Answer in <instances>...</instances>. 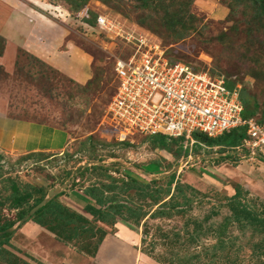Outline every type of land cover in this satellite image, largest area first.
<instances>
[{
    "label": "rangeland",
    "instance_id": "1",
    "mask_svg": "<svg viewBox=\"0 0 264 264\" xmlns=\"http://www.w3.org/2000/svg\"><path fill=\"white\" fill-rule=\"evenodd\" d=\"M3 2L10 8L0 15V24L8 13L15 14L12 9H17V5H36L41 14L57 24L56 45H52L50 52L54 67L22 50L14 53L9 49L4 58L5 42L0 37V99L4 110L15 116L26 114L44 119L67 130L72 140L69 147L58 154L0 152V225L16 222L12 227L15 247L22 245L24 238L20 228L25 225L16 228L18 210L9 208L12 184L21 190L27 186H45L46 189L54 186L52 190L60 191L69 188L75 179V190H83L103 182L110 183L106 176L120 183L128 176L144 183L150 179L163 180L158 187L170 188V192L176 181L197 189L200 195L194 196L184 215L146 218L140 228L134 227L141 234L145 222L144 229L151 231L148 236L142 235L147 244L157 227L162 231H183L189 224L187 229L192 231L189 218L202 221L208 217L203 231H215L229 215L224 199L234 195L237 187L248 193L247 200L264 204V163L256 156L240 153L234 158L235 151H207L188 146V141L182 143L183 148L188 146L184 151L178 139L164 140L166 144L162 147L145 135L119 141L105 111L117 89L115 60L127 59L132 50L83 20L87 10L113 18L126 29L160 43L170 61L198 71L210 70L230 79L234 85L241 86V94L251 106L257 103L255 120L264 125V12L253 0H0L1 4ZM180 10L189 11L196 19L181 20ZM177 32L180 38H175ZM186 153L191 155L186 158ZM206 155L220 157L202 158ZM227 155L233 158L218 161ZM94 165L103 168L78 174L82 168L90 169ZM172 175L173 178L167 179ZM63 181L65 187L61 185ZM116 195L130 206L141 207L148 215L157 209L136 192ZM35 197L33 195V199ZM32 203L30 200L23 208ZM227 231V241L231 236L238 238L234 257L239 256V264L264 262V255H252V245L261 241L262 236L248 245L250 232L244 236L235 224L229 225ZM40 239L43 240L41 249L36 252L27 247L19 255V264L60 263L56 256L59 252L57 239L47 233ZM96 240L83 239L67 246L89 259L84 251L93 250ZM215 243L213 233L192 245L191 251L200 253L198 260L192 263L225 264L222 259L212 260L210 255L206 257L203 253V248L210 249ZM169 251L170 248L158 243L153 254L167 256Z\"/></svg>",
    "mask_w": 264,
    "mask_h": 264
},
{
    "label": "trees",
    "instance_id": "2",
    "mask_svg": "<svg viewBox=\"0 0 264 264\" xmlns=\"http://www.w3.org/2000/svg\"><path fill=\"white\" fill-rule=\"evenodd\" d=\"M159 1L162 2L163 0ZM253 3L258 5L262 12H264V0H253ZM178 14L180 15L179 17L181 20L184 19L188 22L196 19L193 14L186 10H180ZM97 16L98 15L87 10L83 13V20L88 26L96 27ZM180 36V33L177 32L175 38H180ZM31 56L36 58L33 55ZM165 57L168 59L166 49ZM168 61L172 64L179 63L172 62L169 59ZM207 71L211 73L210 70ZM226 80L228 87L234 86L235 83H233L230 79L226 78ZM241 100L244 106L242 117L244 119L255 120V116L257 114L256 110L258 108L257 103H253L251 106L245 95L242 94ZM8 117L16 120H29L40 124L53 125L44 119L27 116L26 114L19 116L8 114ZM256 122L264 127V125L261 124V121ZM151 137L153 140L158 141L162 147L166 144L164 140H170L169 138L161 135ZM246 137V130L243 127L233 129L216 139H208L203 135L195 134L193 136L195 141L193 146L207 151L218 150L221 153L232 151L233 153V151L236 152L235 149L237 147L242 145ZM183 141L186 140L179 138L177 142L180 144V147L186 151L189 146V141L188 146L185 148H183L184 146L182 145ZM190 155V153H186L185 157L187 158ZM236 156L238 155H233L234 158ZM233 157L231 155H227L226 157H221L218 161L230 160ZM259 160L264 163L263 160ZM102 168V165L99 167L94 165L91 166L90 169L82 168L78 171V174L81 175L87 171H96L97 169L102 170ZM174 175L167 179L170 180L174 177ZM126 178V181H121L120 183L119 180L106 176V181L110 179V183L103 182L99 185L86 187L83 190L77 189V191L82 192L83 196L94 203V205L87 204L83 208V212L90 218L77 213L60 201V198L65 196L68 190H75L76 180L73 179L69 188L67 187L65 191L49 200L47 204L39 209L27 223L32 222L39 226L41 230H45L53 234L57 241L60 242L61 245L65 246L78 243L79 240H93L97 238L94 249L91 251L85 249L84 251L90 258L93 259L106 235L114 233V227L118 221L125 222L138 229L141 227V223L146 218L184 215L187 212L186 210L191 206L194 196L200 195V192L191 185L181 184L177 181L174 184L173 192H170V188L161 189V187H158L160 185L159 182L163 180L150 179L147 183H144L134 177L127 176ZM64 184L65 181L61 183V185ZM53 188L54 186H50L48 189H46L45 186H27L21 190L15 184H12L10 186L11 193L9 196V208L12 210H18L17 222L29 213L32 208L43 201L47 197L48 192ZM121 192H136L140 197L148 202L149 206L152 205L153 207H157V209L148 215V213L143 211L141 207H133L120 200L116 194H120ZM33 195H36L34 199ZM163 195L166 196L163 197ZM247 195L248 193L246 191H244L241 187H237L234 195L225 197V206L229 215L223 218L222 223L218 225L215 231H208L207 229L203 231V224L209 220L208 217H205L202 221L195 218H189L187 221L192 225V231L187 229L189 224L185 226L186 228L183 231L174 229L162 231L160 227H157L156 231H153V236L147 244L146 239H143V236H148L151 231H146V229H144V222L142 226L143 231L141 233L143 236L141 239L140 252L157 264H193L192 261L198 260L200 253L197 251H191L192 245H195L198 240L203 239L205 236L215 233L216 243L211 246L210 249L208 247L203 248L205 256L207 257L210 255V259L212 260L222 259V261H225V264H239V256L234 257V248H236L238 238L230 235V239L228 241L226 239L229 225L235 224L244 236L247 232H250L247 241L248 245H250L254 238L262 236L261 241L255 243L254 245L251 244L253 251L252 255L261 257L264 255V204L260 203L258 205L255 200H247ZM30 200L33 201L32 205L24 209L23 205L27 204ZM15 224L16 222H9L0 225V233L6 231L7 229H11ZM13 235H15L14 232L0 237V264H19L21 261L19 255L21 252L23 254L24 250L14 246L12 241ZM89 242L90 241H88V244H90ZM158 243H160L163 247L165 246L170 248L167 256L164 255V253L153 254V249ZM145 245H148V248H146ZM176 246L177 249L175 250L174 248ZM237 251L240 252V249L237 248ZM198 263L200 264L201 262ZM201 264H210V262ZM259 264H264V262Z\"/></svg>",
    "mask_w": 264,
    "mask_h": 264
},
{
    "label": "built area",
    "instance_id": "3",
    "mask_svg": "<svg viewBox=\"0 0 264 264\" xmlns=\"http://www.w3.org/2000/svg\"><path fill=\"white\" fill-rule=\"evenodd\" d=\"M96 28L132 50L127 59L115 60L117 89L105 111L119 141L161 135L192 147L195 134L216 139L243 127L247 137L236 155L264 156V127L242 117L240 85L228 87L223 75L170 63L160 43L113 18L98 15Z\"/></svg>",
    "mask_w": 264,
    "mask_h": 264
},
{
    "label": "crops",
    "instance_id": "4",
    "mask_svg": "<svg viewBox=\"0 0 264 264\" xmlns=\"http://www.w3.org/2000/svg\"><path fill=\"white\" fill-rule=\"evenodd\" d=\"M9 8L6 2L0 3V15ZM38 8L36 5H17V9H12L15 10V14L8 13L4 22L0 24V36L5 41L4 58L9 49H12L14 53L22 50L54 67L50 52L52 45H56L57 24L52 18L41 14ZM3 106L4 103L0 99V152L6 150L5 152L19 154H58L65 151L71 144V136L67 130L49 124L12 119L8 117ZM54 139L59 142H55ZM56 143L59 146H55ZM65 189L57 190L58 194ZM60 201L77 213L90 218L83 212V208L87 204L94 205V203L83 196L82 192L67 191ZM121 226L124 229H121ZM114 228V233L106 235L93 259L79 255L70 247L56 241L59 244L57 249L59 252L56 255L60 259L58 264H157L140 252L142 234L135 231L134 227L118 221ZM38 230H41L40 227L32 222L20 229L24 240L20 245L22 247L18 246V248L25 251L29 247L37 252L41 249L40 242L43 240L40 237L43 234L47 233L51 238H55L53 234L45 230Z\"/></svg>",
    "mask_w": 264,
    "mask_h": 264
},
{
    "label": "water",
    "instance_id": "5",
    "mask_svg": "<svg viewBox=\"0 0 264 264\" xmlns=\"http://www.w3.org/2000/svg\"><path fill=\"white\" fill-rule=\"evenodd\" d=\"M238 152H234V154H237ZM220 156H216V155H206V156H202V158H210V159H214V158H218ZM256 157L260 158L261 160L264 161V156L261 155H257ZM179 167H176V169H178ZM175 173V172H174ZM165 176V175H163ZM62 187H65V185H63ZM58 191H54V190H50L47 194V197L41 201L39 204H37L34 208H32L29 213H27L18 223V227L19 228L21 226H23L25 223H27L35 214L36 212L41 209L42 207H44L47 202L51 199H53L55 196L58 195ZM15 229L11 228V229H7L4 232L0 233V237L4 236L5 234H10L13 233Z\"/></svg>",
    "mask_w": 264,
    "mask_h": 264
}]
</instances>
